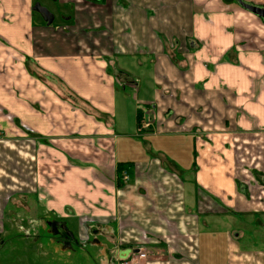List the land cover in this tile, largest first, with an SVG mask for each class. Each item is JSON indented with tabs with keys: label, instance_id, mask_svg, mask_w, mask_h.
Wrapping results in <instances>:
<instances>
[{
	"label": "crops",
	"instance_id": "crops-1",
	"mask_svg": "<svg viewBox=\"0 0 264 264\" xmlns=\"http://www.w3.org/2000/svg\"><path fill=\"white\" fill-rule=\"evenodd\" d=\"M58 222L100 264H264V19L0 0V233Z\"/></svg>",
	"mask_w": 264,
	"mask_h": 264
},
{
	"label": "rangeland",
	"instance_id": "rangeland-1",
	"mask_svg": "<svg viewBox=\"0 0 264 264\" xmlns=\"http://www.w3.org/2000/svg\"><path fill=\"white\" fill-rule=\"evenodd\" d=\"M33 216V214L31 215ZM36 216V215H35ZM15 222V220H13ZM12 224V225H10ZM6 224L0 233V264H100L101 261H94L91 254H99L96 249L87 244H78V239L73 235L74 252L68 255L66 248L60 240H55L58 236L56 230L37 227L30 230L27 227L18 229L16 223ZM84 234V231H83ZM76 244V245H75ZM78 244V245H77ZM76 250H79L76 252ZM218 251V250H217ZM88 252H91L88 253ZM206 256L205 247L201 246V253ZM104 255V254H103ZM218 255V254H217ZM99 259V255H96ZM220 260L222 255L220 254ZM204 264H210L208 262ZM220 262V261H219ZM218 262V263H219ZM212 263V264H218Z\"/></svg>",
	"mask_w": 264,
	"mask_h": 264
},
{
	"label": "water",
	"instance_id": "water-1",
	"mask_svg": "<svg viewBox=\"0 0 264 264\" xmlns=\"http://www.w3.org/2000/svg\"><path fill=\"white\" fill-rule=\"evenodd\" d=\"M238 3L241 6H243L245 9H248L249 11L259 15L260 17L264 19V8L263 7H259L256 5L246 3L243 0H238ZM40 11L42 15L44 16V18L47 20V22L50 24L53 21V15L48 11V9L44 7H41Z\"/></svg>",
	"mask_w": 264,
	"mask_h": 264
},
{
	"label": "built area",
	"instance_id": "built-area-1",
	"mask_svg": "<svg viewBox=\"0 0 264 264\" xmlns=\"http://www.w3.org/2000/svg\"><path fill=\"white\" fill-rule=\"evenodd\" d=\"M124 178L125 179L128 178L127 173H125ZM137 255L139 256V258H145L146 257V253H144V252H139ZM118 264H136V262H135L134 256H131L129 258L121 259Z\"/></svg>",
	"mask_w": 264,
	"mask_h": 264
},
{
	"label": "flooded vegetation",
	"instance_id": "flooded-vegetation-1",
	"mask_svg": "<svg viewBox=\"0 0 264 264\" xmlns=\"http://www.w3.org/2000/svg\"><path fill=\"white\" fill-rule=\"evenodd\" d=\"M54 228V230H56L57 232H59L60 236H63L62 240H64V242H67L68 240H70L72 238L71 234H66L63 230V226H61V224L58 223H54V226H52ZM66 239V240H65Z\"/></svg>",
	"mask_w": 264,
	"mask_h": 264
},
{
	"label": "trees",
	"instance_id": "trees-1",
	"mask_svg": "<svg viewBox=\"0 0 264 264\" xmlns=\"http://www.w3.org/2000/svg\"><path fill=\"white\" fill-rule=\"evenodd\" d=\"M121 169V168H120ZM123 172V169L121 170V172L120 173H122Z\"/></svg>",
	"mask_w": 264,
	"mask_h": 264
}]
</instances>
